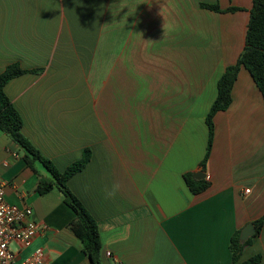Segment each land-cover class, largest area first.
<instances>
[{
  "label": "crops",
  "instance_id": "obj_1",
  "mask_svg": "<svg viewBox=\"0 0 264 264\" xmlns=\"http://www.w3.org/2000/svg\"><path fill=\"white\" fill-rule=\"evenodd\" d=\"M252 6L0 0V75L13 64L28 72L6 86L23 135L59 171L91 151L69 189L98 223L102 264H232L231 238L264 216V96L245 68L230 107L214 117L202 168L217 83L244 50ZM37 170L0 132L6 201L32 208L41 228L28 247L12 242L15 262L40 249L45 264H90L69 227L75 213L57 188L36 192L48 176ZM188 174L209 188L192 193ZM258 254L264 264V227L240 261Z\"/></svg>",
  "mask_w": 264,
  "mask_h": 264
},
{
  "label": "trees",
  "instance_id": "obj_2",
  "mask_svg": "<svg viewBox=\"0 0 264 264\" xmlns=\"http://www.w3.org/2000/svg\"><path fill=\"white\" fill-rule=\"evenodd\" d=\"M232 1V0H229ZM252 10L250 11L247 25V34H245V47L234 65L229 66L221 79L218 80V96L211 106L207 116V127L209 130V141L206 148L205 158L202 162L203 170L206 169L209 160L214 139V117L219 111H226L231 102L232 90L239 72L242 68L249 71L254 79L256 86L264 96V0H251ZM201 6L213 12L238 11V8H229L223 10L220 4H205ZM28 73L23 70L19 64L9 66L4 73L0 75V132L10 137L20 149L24 152V159L28 168L38 174L37 166H41L47 173V177L39 175V181L36 192L44 196L57 188L64 196L65 203L75 213V219L70 224L73 234L79 238L83 244V250L90 264H102L101 257V239L100 230L97 221L87 212L83 202L74 195L69 189V181L79 172H81L91 161V151L85 149L82 158L70 165L66 170L59 171L54 164L43 157L29 140L23 135V121L17 108L9 100L6 93L8 83L20 76ZM185 181L194 194H201L209 188V182L196 181L192 174L185 175ZM257 228V235L262 232L264 227V216L254 222ZM241 230H238L230 241V250L232 253V264H261L263 256L258 254L247 261H240L243 250L252 243L250 238L245 243L241 242Z\"/></svg>",
  "mask_w": 264,
  "mask_h": 264
},
{
  "label": "built area",
  "instance_id": "obj_3",
  "mask_svg": "<svg viewBox=\"0 0 264 264\" xmlns=\"http://www.w3.org/2000/svg\"><path fill=\"white\" fill-rule=\"evenodd\" d=\"M32 214L30 207L21 208L8 203L5 184L0 182V264H17L12 242L18 241L28 247L41 231L40 226L32 220ZM108 256L111 257V253ZM19 264H45L43 250L37 249Z\"/></svg>",
  "mask_w": 264,
  "mask_h": 264
},
{
  "label": "water",
  "instance_id": "obj_4",
  "mask_svg": "<svg viewBox=\"0 0 264 264\" xmlns=\"http://www.w3.org/2000/svg\"><path fill=\"white\" fill-rule=\"evenodd\" d=\"M194 177L202 180L206 178V175L204 173L199 172L194 174ZM256 234H257L256 226L253 223H250L242 229L240 240L241 242L245 243L250 238L255 237Z\"/></svg>",
  "mask_w": 264,
  "mask_h": 264
},
{
  "label": "clouds",
  "instance_id": "obj_5",
  "mask_svg": "<svg viewBox=\"0 0 264 264\" xmlns=\"http://www.w3.org/2000/svg\"><path fill=\"white\" fill-rule=\"evenodd\" d=\"M117 188H118V186H113V190L111 191V192H108L107 194H108V196H114L115 195V192H116V190H117Z\"/></svg>",
  "mask_w": 264,
  "mask_h": 264
}]
</instances>
